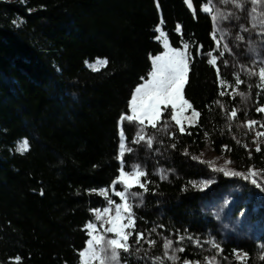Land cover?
Here are the masks:
<instances>
[{
  "label": "trees",
  "instance_id": "1",
  "mask_svg": "<svg viewBox=\"0 0 264 264\" xmlns=\"http://www.w3.org/2000/svg\"><path fill=\"white\" fill-rule=\"evenodd\" d=\"M192 2L191 12L184 0H0V264H14L10 258L17 256L21 264L79 263L90 210L106 204L89 190L110 189L119 175L118 121L129 111L133 90L147 77L150 57L162 51L154 31L161 18L172 46L189 44L193 59L183 94L200 116L185 134L173 125L169 131H177L174 140L149 128L148 134L157 137L153 150L140 144L125 153V166L135 157L148 173L141 178L148 181V191L133 208L135 231L147 234L161 224L164 228H158L160 235L152 234L157 243L151 249L141 242L139 254L135 236L130 237L132 254L122 252L121 260L128 255L127 264H151L146 257L162 255L161 237L175 240L170 233L187 230L201 240L214 238L227 264H238L234 249L248 254L244 264H264L260 255L256 258L218 231L203 203L209 190L191 184L214 178L204 163L191 158L205 148L228 157L235 169L264 170V137H255L264 129L241 126L247 120L264 123V113L255 110L264 106V92L257 98L258 77L241 73L239 91L246 96L233 99L228 94L232 88L222 87L221 80L234 86L233 71L224 66V56L218 60L219 78L216 67L206 62L207 53L216 49L214 25L201 10L204 0ZM96 57L105 58L107 65L98 70L85 66V60ZM232 108L238 115L229 121L226 112ZM134 129L125 127L129 144ZM25 139L29 149L21 154L15 145ZM222 179L262 207L249 182ZM259 236L264 242V227ZM184 244L181 261L207 256L203 248L187 240Z\"/></svg>",
  "mask_w": 264,
  "mask_h": 264
},
{
  "label": "snow or ice",
  "instance_id": "2",
  "mask_svg": "<svg viewBox=\"0 0 264 264\" xmlns=\"http://www.w3.org/2000/svg\"><path fill=\"white\" fill-rule=\"evenodd\" d=\"M188 8H193L192 0H185ZM221 5L227 6L231 4L234 9L243 11L246 4H250L251 7L248 10V24L249 27L245 25H240L241 32H248L251 30H256V34L264 37V0H219ZM157 7L159 5L157 4ZM202 11L210 16L214 25V31L211 34L213 40L216 42V51L218 55L213 54L212 51L207 53L210 58L207 59L209 65L216 67L217 76H220V68L218 66V60L225 55L226 52L231 53L232 49L229 47L227 42L223 43V51H220L221 41L226 40L228 35L227 31L220 28L219 25L228 21L230 18H235L237 20L240 17L237 15L236 11L225 12L222 8L216 6L215 0H204V6ZM16 23V21H13ZM163 19L161 18V24ZM155 32L160 33L159 36L155 38L160 39L165 33L161 31L158 26L154 29ZM179 31V26L177 27ZM219 33V36H218ZM235 39L237 41H244L245 37L243 35L237 34ZM163 47L165 51L154 57H151V71L148 73V78H141L143 83L139 84L133 91L131 99L128 102V108L130 109L131 115L122 114L118 125L120 126V143L119 152L117 155V160L120 162V167L118 169L119 175L110 185L111 195L109 194V189L100 190H89L90 194L98 192V194L104 198L106 206L102 209H91L94 213L93 220H90L85 225L86 234L89 237L86 241V246L78 252L79 264H127L128 255L132 254L133 246L129 243L130 237L135 236V252L139 254L142 248V241L146 243L151 249L157 243V240L152 239V234L158 232V228H164V225H158L153 227L147 234L145 232L135 231V214L133 208L139 206L137 201L142 203V197L145 192L148 191L147 183L148 181L141 182L142 177L148 175L146 169H144L140 164L134 163L131 165L130 171H125L124 167V156L126 151L131 153L134 151L132 147L126 146V135L123 130V123L125 121L134 124L136 127V132L134 134L132 144L138 145L144 142L147 150H153V145L157 140L155 134H148V128L152 130L164 132L168 135V138L174 140L177 136V131H169L170 128L175 126L178 129L179 134H185L186 125L191 127L194 122L200 116V113L192 108L191 103L184 98L183 89L187 80V75L189 72V65L193 57L188 51L189 44L184 42L182 48H172L167 40L164 41ZM202 47V46H201ZM197 54L200 55V50L197 49ZM87 63V62H86ZM224 66H228V61L225 60ZM259 64L257 69L256 65ZM107 60H97L95 65H90L94 70H97L99 66H106ZM241 71L247 72L249 78L258 77V83L255 85L260 91L257 92V98L264 92V60L254 61L251 67H245L240 65ZM234 86L221 80V86H227L232 88V93H228L235 98V95L240 97H245L246 93L239 91V87L244 81L240 78V72H234ZM249 94L253 85L249 83L247 85ZM225 92H220V95H225ZM220 104L221 108L224 105L220 101H216ZM171 108L169 112L168 109ZM191 109V115H186L188 110ZM257 113H264V106H258L256 109ZM168 113V119L164 120L162 123V118L164 113ZM238 115V109L232 108L230 111L226 112V118L229 121L236 119ZM259 125L261 129H264V123L256 120H247L242 123L241 126L246 127L249 131H252L255 126ZM231 123L228 125V130L231 131ZM187 134L191 135L190 132ZM205 136L208 133L205 132ZM255 137L257 139L264 137V131H256ZM233 139H236L233 137ZM163 140L159 143L163 144ZM239 144L240 141L236 140ZM256 143V140L253 141ZM172 149L176 148V144L172 143L170 145ZM227 149L228 146H223ZM247 148V144L244 145ZM29 149L28 141L25 139L19 142L17 145V151L23 154ZM159 151V149H155ZM259 152L260 146L257 144L255 149ZM184 155H188L187 149H185ZM200 155H203L201 153ZM193 160H198L200 163L207 164L212 171L221 172L225 176L239 177L242 180L251 183L261 192H264V170H257L254 167H250L246 172L237 171L235 169H228L224 166H215L213 161H203L199 159V156H192ZM231 161H225V164H230ZM161 178L164 177V170L160 169ZM211 180H204L200 183L191 182L193 188H198L203 191L208 185L213 183ZM120 185L122 190H116V186ZM133 188H139L141 191H133ZM43 195V191L40 193ZM113 196L119 198L117 203ZM102 229V231H101ZM112 234L111 237L108 234ZM174 235L175 240L168 237H161L162 243V255L154 257H146L151 261V264H222V259L226 260L227 257H222L223 249L220 244L214 238H208L201 240L199 237H194L191 234L185 233L181 234L170 233ZM185 240L189 241L191 246L196 248H203L205 245L210 246L214 250V254L211 256L203 257L201 260H188L187 258L181 261L179 253L185 251ZM175 245V246H174ZM264 249V246H262ZM147 251V250H145ZM128 254L125 255L123 262L121 261V253ZM233 255L238 264H244L248 254H240L239 250L234 249ZM264 260V251L261 252L259 257ZM14 261V264H21V257L17 256L10 258Z\"/></svg>",
  "mask_w": 264,
  "mask_h": 264
},
{
  "label": "rangeland",
  "instance_id": "3",
  "mask_svg": "<svg viewBox=\"0 0 264 264\" xmlns=\"http://www.w3.org/2000/svg\"><path fill=\"white\" fill-rule=\"evenodd\" d=\"M216 6L218 8H222L225 12L228 11H236L237 15L240 17L239 20L233 18H230L228 21L222 22L219 27L226 30L228 35L226 36L225 41H221V47L220 51H223V43L227 42L229 47L232 49L231 53L226 52L224 57L222 58L223 62L225 60H230L232 65L228 63V66L232 69L233 73L234 72H240L244 73L245 75H248L247 72L241 71L240 65H244L245 67H251L254 63V61H259V60H264V53H262L261 50L264 49V37H261L256 34V30H249L248 32H241L239 26L240 25H245L246 27L250 28V25L248 24V10L251 7L250 4H246L244 10L241 12L239 10H236L233 8L231 4H228L227 6L221 5L219 3V0H215ZM204 4L201 6V10L203 8ZM160 27L161 31L165 33L164 36H161L160 39L158 40L159 43L162 46V51L157 53L156 55L162 54L165 49L163 47L164 41L167 40L170 44V47L172 48H182L181 47H174L170 43V40L165 32V30L162 28L161 21L157 24L156 27ZM243 35L245 37L244 41H237L235 39L236 35ZM160 33L156 32V36H159ZM219 36V33H218ZM183 44V43H182ZM189 51V50H188ZM213 54L218 55V52L213 51ZM156 55H153L151 57H154ZM150 57V60H151ZM210 57L208 56V59ZM97 60H105V58L101 57H96L93 60H85V66L88 67L91 70H94L90 65H95ZM87 62V63H86ZM224 64V63H223ZM227 66V67H228ZM102 66H99L98 69H100ZM257 69L259 67V64L256 65ZM97 69V70H98ZM151 71V69H150ZM149 71V72H150ZM148 78V75L145 79ZM143 83V80L142 82ZM140 83V84H141ZM138 86V85H137ZM136 86V87H137ZM135 87V88H136ZM134 91V90H133ZM133 94V93H132ZM184 95V94H183ZM185 98V97H184ZM186 99V98H185ZM187 100V99H186ZM129 109V108H128ZM194 109V108H193ZM168 111H171V108L169 107ZM167 113V112H165ZM162 118V123L164 120L168 119L166 116ZM127 115H131L130 109L127 113ZM186 115H191V109L188 110ZM198 119V118H197ZM197 122V120L194 122V124ZM126 124V125H125ZM133 126L134 132H133V137L136 132V127L134 124L129 123L125 121L123 123V130L125 132V127ZM187 127V125H186ZM150 128V127H149ZM149 128L147 131H149ZM120 126L118 125V152H119V143H120ZM150 135V134H149ZM132 137V140H133ZM23 140L19 141L22 142ZM15 145V150L17 151V145ZM132 143H128L126 141V146L127 147H134L144 144V142H141L138 145H131ZM127 152V151H126ZM145 152V150H144ZM201 153L203 155H198L200 160L203 161H213L214 165L219 167V166H224L228 169H235L232 163L230 164H225V161H229L228 157L222 155V154H216L214 153L210 148H205ZM200 153V154H201ZM134 160H131L125 167V171H130L131 170V165L134 163H138L143 167V164L140 160H135V157L133 158ZM199 162L198 160H196ZM207 168L209 169L210 175L213 176V179H210L211 181H214L210 185L206 187V189L209 190V194L207 199L203 201L205 208L208 211H211L213 213V218L216 223L217 229L219 232H222L226 236H228L231 240L235 241L238 247H244L247 249H250L252 251V254L257 258L258 255H261V252L264 251L262 249V246H264V242L260 240L259 232L260 230L264 227V192H261L259 189L256 188L254 191V195L259 196V200L262 201L261 206L262 207H256V203L252 202V196H246V194L242 193L241 191L238 192V188H233L230 183H221L223 181L222 178L228 177L230 178L231 176H225L221 172H214L212 169L207 165ZM237 171H242L246 172L247 170H240V169H235ZM218 173V174H217ZM216 175H220V179L215 178ZM217 177V176H216ZM239 178V177H237ZM205 180H208V178H205ZM142 182V181H141ZM251 184V183H250ZM252 185V184H251ZM250 187V186H249ZM116 190H122L120 185L116 186ZM133 191H141L139 188H133ZM109 194L111 195V189H109ZM113 199L118 203L119 198L113 196ZM137 204H140L139 201H137ZM242 205H248V207H242ZM253 205V206H252ZM106 204L103 206L105 207ZM98 208V209H102ZM94 218V213L92 215L91 220ZM102 231V229H101ZM112 234H108L109 237H111ZM89 239V237H88ZM86 246V244H85ZM241 250H239L240 252ZM203 252L207 256H211L214 254V250L210 248V246L205 245L203 247ZM222 257L223 256L222 254ZM122 261V260H121ZM227 260L222 259V264H227ZM79 264V263H78Z\"/></svg>",
  "mask_w": 264,
  "mask_h": 264
},
{
  "label": "water",
  "instance_id": "4",
  "mask_svg": "<svg viewBox=\"0 0 264 264\" xmlns=\"http://www.w3.org/2000/svg\"><path fill=\"white\" fill-rule=\"evenodd\" d=\"M184 3H185V6L187 7V4H186L185 0H184ZM187 9L192 12L194 10V5H193V8L190 9V8L187 7Z\"/></svg>",
  "mask_w": 264,
  "mask_h": 264
}]
</instances>
